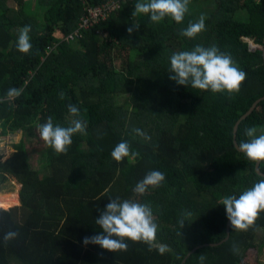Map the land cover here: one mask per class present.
Returning <instances> with one entry per match:
<instances>
[{
	"label": "trees",
	"instance_id": "1",
	"mask_svg": "<svg viewBox=\"0 0 264 264\" xmlns=\"http://www.w3.org/2000/svg\"><path fill=\"white\" fill-rule=\"evenodd\" d=\"M105 1L110 0H0V97L10 88L21 90L18 98L0 103V138L18 132L40 137L39 126L49 116L67 127L69 104L87 123L86 134L72 137L67 154L42 140L44 149L21 141L9 160L0 157V192L10 178L22 186L19 207L0 205V264H201V255L203 264H259L264 212L253 228L232 229L227 243L211 245L227 237L223 198L239 197L260 179L256 162L234 149L232 134L239 118L264 98V56L250 52L244 41L264 40V0H191L181 24L133 17L136 0H124L113 14L66 40L83 7ZM238 13L247 21L235 18ZM201 15L205 29L195 38L181 36ZM133 24L139 28L129 35ZM25 25L32 29L28 54L15 47ZM49 45L56 47L46 55ZM196 45L230 54L246 74L238 93L213 94L169 78L170 56ZM252 126H264V101L238 126L236 144ZM121 141L138 155L116 162L111 152ZM29 152L43 155L42 168L32 166ZM153 170L165 180L137 196L135 185ZM259 170L264 174V161ZM110 199L151 206L158 225L151 250L131 241L127 251L114 253L84 245L85 237L102 232L95 220ZM184 211L192 215L181 228ZM9 230L19 235L5 244ZM159 245L167 250L161 253Z\"/></svg>",
	"mask_w": 264,
	"mask_h": 264
},
{
	"label": "clouds",
	"instance_id": "2",
	"mask_svg": "<svg viewBox=\"0 0 264 264\" xmlns=\"http://www.w3.org/2000/svg\"><path fill=\"white\" fill-rule=\"evenodd\" d=\"M190 3L191 0H136L132 16H147L152 23H159L165 18H170L176 24H181L189 11ZM138 28V24H133L127 31L131 35ZM204 29L205 17L201 15L196 22H190L186 28L182 29L180 35L195 38ZM31 31L30 25L18 29L15 47L19 53L28 54L32 49L29 35ZM245 39L258 46L253 39ZM169 74V78L178 85L211 91L213 94L227 93L229 96L240 91L246 78V74L235 65L230 54L221 52L215 45L207 48L196 45L190 51L174 52L170 56ZM20 95L21 90L10 88L4 97H0V103L12 101ZM60 99H64L63 92L60 93ZM67 107L71 118L69 126L54 124L53 117L49 116L38 129L40 138L58 154H67L72 144V137L76 134H86L87 130V123L81 117L77 106L69 104ZM132 131L148 139L142 130L134 128ZM244 135L246 140L237 144L238 150L251 162L264 161V126L246 128ZM137 155L138 153L132 151L126 141L118 143L111 152L116 162H121L127 157L134 158ZM164 180L165 175L162 172L150 171L137 182L133 192L137 196H143L149 188L160 186ZM222 204L231 229L248 231L253 228L259 213L264 212V177L250 189L243 191L239 197L226 196ZM191 215L190 212H182L181 219L178 221L181 228L184 226L185 218ZM95 223L102 232L92 237H85L84 245H98L113 253L127 251L126 241L143 242L149 246V250L154 246L158 225L149 204L129 199L123 201L110 199ZM18 235V232L9 230L3 235L2 240L6 244L16 239ZM166 250L167 245H159L161 253ZM199 259L203 264L205 257L201 255Z\"/></svg>",
	"mask_w": 264,
	"mask_h": 264
},
{
	"label": "rangeland",
	"instance_id": "3",
	"mask_svg": "<svg viewBox=\"0 0 264 264\" xmlns=\"http://www.w3.org/2000/svg\"><path fill=\"white\" fill-rule=\"evenodd\" d=\"M8 4L10 6H14V4L12 2H8ZM235 18H237L241 22L247 21V17L243 13L242 14L238 13L235 16ZM113 58H115L116 65L118 67H120V62L117 61V58L115 56H113ZM21 141L27 142L26 144L28 145V147L31 145V149L36 150V151H39L40 149H44L43 147L46 146V145H43L42 139L40 137L34 135L28 139L27 136L22 135L20 132L13 134V135H10L8 137L0 138V157H2L3 162H6L12 156L15 155L16 152H15V148L13 146L19 144V142H21ZM27 149L30 150V148H27ZM29 157L31 160V164L34 168H37V169L42 168V165H43L42 160L44 158H43V155L41 153L29 152ZM41 175H44V173H42ZM21 190H22V186L19 184V182L14 178H10L8 183L5 185L3 190L0 192V199L3 196L10 198V199L17 196L18 202H20ZM9 204L14 205L17 203L9 202ZM19 205L16 207H19ZM256 252L258 253V256H259L258 257L259 264H264V251L258 252L256 250ZM251 260H253L255 262L256 259L254 257H252ZM249 263H250V261H249Z\"/></svg>",
	"mask_w": 264,
	"mask_h": 264
},
{
	"label": "built area",
	"instance_id": "4",
	"mask_svg": "<svg viewBox=\"0 0 264 264\" xmlns=\"http://www.w3.org/2000/svg\"><path fill=\"white\" fill-rule=\"evenodd\" d=\"M82 3L84 0H80ZM121 2L124 0H110L105 1L101 6L98 7H87L82 10V15L78 18L77 28L74 30L73 33L69 34L66 40H72L75 37H79V31L82 29H86L90 26V24H96L100 21V19H105L115 11L120 9ZM248 45V50L251 52L259 51L264 56V40L262 41L261 45H253L251 41L245 39L244 40ZM56 45H49L45 51V54L48 55L52 51H54Z\"/></svg>",
	"mask_w": 264,
	"mask_h": 264
},
{
	"label": "water",
	"instance_id": "5",
	"mask_svg": "<svg viewBox=\"0 0 264 264\" xmlns=\"http://www.w3.org/2000/svg\"><path fill=\"white\" fill-rule=\"evenodd\" d=\"M262 101H264V98H261V99L257 100L256 102H254V103L252 104V106L249 108V110H248V111H247V112H246L241 118H239V120L235 123V126H234V128H233V134H232V135H233V146H234V149L236 150V152L239 153V154H242V153L238 150V148H237V144H236V133H237L238 126L240 125L241 122H243L244 120H246V118H248V117L254 112V110L256 109V107H257ZM260 164H261V161L255 163L254 171H255V173H256V175H257L258 177L262 178V177H264V174H262V173L260 172V170H259ZM231 230H232V229L230 228L229 221H228V223H227V227H226V235H227L226 239H225L223 242H221L220 244H218V245H211V247H217V246H221V245L227 243V242L229 241V239L231 238ZM204 247H208V246L205 245V246H203V247H199V248H196V249H194L193 251H191V252L188 254V256H187V258H186L185 261H187V260H188L191 256H193L197 251L203 249ZM184 263H185V262H184Z\"/></svg>",
	"mask_w": 264,
	"mask_h": 264
},
{
	"label": "bare ground",
	"instance_id": "6",
	"mask_svg": "<svg viewBox=\"0 0 264 264\" xmlns=\"http://www.w3.org/2000/svg\"><path fill=\"white\" fill-rule=\"evenodd\" d=\"M10 196H11V195H10ZM10 196H9V197H10ZM11 198H12V197H11ZM14 200H18L17 196L14 197V198H12V199L3 196V197L0 199V202H2V203H9V202L14 201Z\"/></svg>",
	"mask_w": 264,
	"mask_h": 264
},
{
	"label": "crops",
	"instance_id": "7",
	"mask_svg": "<svg viewBox=\"0 0 264 264\" xmlns=\"http://www.w3.org/2000/svg\"><path fill=\"white\" fill-rule=\"evenodd\" d=\"M15 203H17V204H14L13 205V204H9V203H2V202H0V205H10L11 207H16V206H18L20 204V202H15Z\"/></svg>",
	"mask_w": 264,
	"mask_h": 264
}]
</instances>
